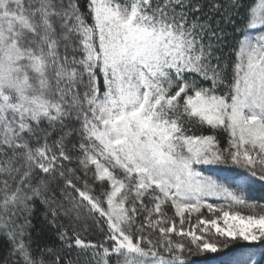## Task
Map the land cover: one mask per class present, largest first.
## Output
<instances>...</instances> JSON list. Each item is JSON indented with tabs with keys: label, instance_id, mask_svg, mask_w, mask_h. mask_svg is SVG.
Returning a JSON list of instances; mask_svg holds the SVG:
<instances>
[{
	"label": "snow or ice",
	"instance_id": "snow-or-ice-1",
	"mask_svg": "<svg viewBox=\"0 0 264 264\" xmlns=\"http://www.w3.org/2000/svg\"><path fill=\"white\" fill-rule=\"evenodd\" d=\"M258 189L264 0H0V264H264Z\"/></svg>",
	"mask_w": 264,
	"mask_h": 264
},
{
	"label": "trees",
	"instance_id": "trees-1",
	"mask_svg": "<svg viewBox=\"0 0 264 264\" xmlns=\"http://www.w3.org/2000/svg\"><path fill=\"white\" fill-rule=\"evenodd\" d=\"M250 198L261 200L262 198H264V190L258 189L254 191L253 193L250 194ZM209 259H211V257H209Z\"/></svg>",
	"mask_w": 264,
	"mask_h": 264
}]
</instances>
